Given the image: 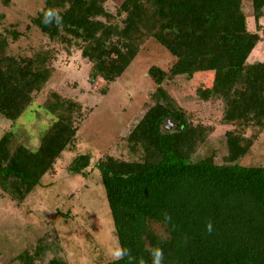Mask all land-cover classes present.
<instances>
[{
	"label": "trees",
	"instance_id": "1",
	"mask_svg": "<svg viewBox=\"0 0 264 264\" xmlns=\"http://www.w3.org/2000/svg\"><path fill=\"white\" fill-rule=\"evenodd\" d=\"M42 1L33 25L68 54L78 50L91 65L92 84L116 82L149 39L175 59L168 71L148 70L156 88L152 105L124 138L128 159L105 155L94 163L123 253L106 264H153L157 248L161 264H264V167L240 164L257 140L256 134L246 138L247 132L264 130V61L248 62L264 41V0H251L254 32L243 0H124L115 14L106 10V0ZM2 2L8 7L12 0ZM48 9L62 16L61 25L42 23ZM9 38L17 41L20 34L0 30V115L15 123L48 86L56 51L10 56ZM202 76L209 84L196 89V98L219 101L221 123L231 127L220 141V163L216 150L194 159L213 128L196 122L166 88L177 78ZM40 106L55 120L36 151L11 131L0 139V190L17 206L74 144L83 119L81 103L55 92ZM90 165L91 157L80 155L70 170L85 175ZM49 251L38 242L16 259L68 264L59 257L45 263Z\"/></svg>",
	"mask_w": 264,
	"mask_h": 264
},
{
	"label": "rangeland",
	"instance_id": "2",
	"mask_svg": "<svg viewBox=\"0 0 264 264\" xmlns=\"http://www.w3.org/2000/svg\"><path fill=\"white\" fill-rule=\"evenodd\" d=\"M124 0H106L105 7L115 14ZM42 0H12L6 7L0 0L4 15L0 30L20 34L17 41L9 38L7 55L26 57L39 49L54 48L55 71L48 86L38 99L12 123L0 115V139L11 131L15 139L32 151L55 120L40 105L52 93L74 99L83 106V119L74 144L57 159L51 173L41 185L17 206L9 195L0 190V264H20L16 259L38 242L50 247L45 263L59 257L68 264H106L121 257L111 211L99 172L94 163L105 155L128 159L124 138L152 105L151 95L156 86L148 76L152 66L168 71L175 59L154 39H149L137 58L116 82L107 84L98 79L93 84L88 76L91 65L78 50L70 54L49 41L32 23L42 10ZM248 29L256 30L251 0H243ZM262 36L264 37V17ZM264 61V41L249 57L248 62ZM206 77L190 80L177 78L167 85L178 104L196 115V122L211 126L213 134L200 146L194 157L199 160L216 150L218 162L224 155V134L231 127L221 123L222 104L202 102L195 96L200 86H208ZM105 91V94H104ZM167 128L173 129V125ZM257 136L255 144L240 161L245 167H264V130L250 129L246 138ZM80 155H89L91 165L85 175L70 170L71 162ZM162 233L159 225H154Z\"/></svg>",
	"mask_w": 264,
	"mask_h": 264
},
{
	"label": "clouds",
	"instance_id": "3",
	"mask_svg": "<svg viewBox=\"0 0 264 264\" xmlns=\"http://www.w3.org/2000/svg\"><path fill=\"white\" fill-rule=\"evenodd\" d=\"M63 22L62 16L55 9H48L43 12L42 23L45 25L55 24L57 26L61 25ZM120 255H123L121 253ZM153 257V264H161V251L160 249H154L151 253ZM117 258H120L119 256Z\"/></svg>",
	"mask_w": 264,
	"mask_h": 264
}]
</instances>
